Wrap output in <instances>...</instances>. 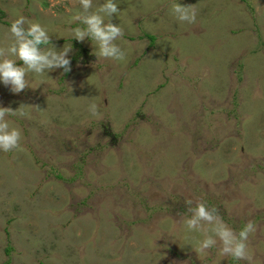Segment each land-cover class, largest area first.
<instances>
[{
	"label": "rangeland",
	"instance_id": "374dc122",
	"mask_svg": "<svg viewBox=\"0 0 264 264\" xmlns=\"http://www.w3.org/2000/svg\"><path fill=\"white\" fill-rule=\"evenodd\" d=\"M116 3L125 58L97 60L72 39L79 0H0V47L20 16L72 46L70 73H28L18 95L0 83V106L27 114L6 117L21 140L0 151V264H247L196 253L186 199L236 232L253 221L264 264V0Z\"/></svg>",
	"mask_w": 264,
	"mask_h": 264
},
{
	"label": "clouds",
	"instance_id": "9594fccd",
	"mask_svg": "<svg viewBox=\"0 0 264 264\" xmlns=\"http://www.w3.org/2000/svg\"><path fill=\"white\" fill-rule=\"evenodd\" d=\"M79 5L80 11L72 17V22L82 26L71 30L72 39L82 43L88 38L95 47L93 55L97 60H123L125 53L115 44L124 35L123 30L110 22L111 17L120 12L116 0H105L95 12L89 11L93 7L92 0H79ZM171 12L180 22L191 24L196 21V5L175 3L171 6ZM106 18L109 21L107 23ZM6 37L9 43L6 47H0V83L9 88L12 94L18 95L29 88L26 78L28 73L43 75L62 69L63 75L72 71L69 58L72 46H64L57 51L50 35L40 24L28 22L20 16L11 23ZM17 61L22 62V66H17ZM32 108L41 111L38 105ZM88 111L93 117L99 118L98 106L94 102L89 104ZM9 115L23 118L27 114L21 107L13 110L0 106V151L5 153L19 148L21 140V131L10 128L6 119ZM185 203L189 205L188 212L191 213V218L184 220L185 229L200 232L204 237L198 242L196 253L206 254L208 249L219 244L221 256L253 264V255L248 247L249 236L256 231L253 221L249 220L236 232L224 222L215 207L209 208L201 201H196L192 207V199H186Z\"/></svg>",
	"mask_w": 264,
	"mask_h": 264
},
{
	"label": "trees",
	"instance_id": "16d2710c",
	"mask_svg": "<svg viewBox=\"0 0 264 264\" xmlns=\"http://www.w3.org/2000/svg\"><path fill=\"white\" fill-rule=\"evenodd\" d=\"M149 38L152 39V40H154V37H152V36H150Z\"/></svg>",
	"mask_w": 264,
	"mask_h": 264
}]
</instances>
